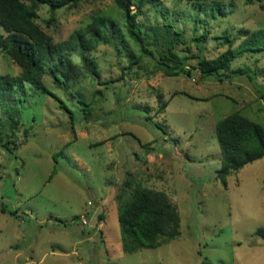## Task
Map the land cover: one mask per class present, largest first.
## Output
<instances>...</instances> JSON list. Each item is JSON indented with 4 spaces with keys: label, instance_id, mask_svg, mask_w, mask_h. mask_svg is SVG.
Masks as SVG:
<instances>
[{
    "label": "rangeland",
    "instance_id": "374dc122",
    "mask_svg": "<svg viewBox=\"0 0 264 264\" xmlns=\"http://www.w3.org/2000/svg\"><path fill=\"white\" fill-rule=\"evenodd\" d=\"M37 12L56 42L105 15L119 28L121 50L101 42L90 52L100 79L84 73L67 88L46 74L51 93L28 86L14 131L0 107L1 143L9 145L0 144V264H264L257 234L264 228V157L229 175L226 186L217 177V122L238 112L264 125V100L252 80H202L192 67L191 76L167 75L158 65L166 43L146 37L145 51L115 0H79L58 9L55 20L46 4ZM138 20L183 30L187 43L176 49L190 48L194 66L198 57L238 47L241 29H264V0H209L203 7L162 0L145 5ZM73 59L84 70L80 54ZM239 67L257 71L250 74L264 88V51L240 53L232 62ZM22 70L0 49V75ZM128 177L168 194L181 216L178 238L123 250L118 195Z\"/></svg>",
    "mask_w": 264,
    "mask_h": 264
},
{
    "label": "trees",
    "instance_id": "16d2710c",
    "mask_svg": "<svg viewBox=\"0 0 264 264\" xmlns=\"http://www.w3.org/2000/svg\"><path fill=\"white\" fill-rule=\"evenodd\" d=\"M78 1L0 0L1 52L11 56L23 69L19 75H0V107L7 116L11 131L19 127L16 115L20 111L19 103L22 96L29 93L28 86L34 91L51 93L44 81L46 74H50L57 84L67 88L78 82L84 73L94 79H100L98 64L90 52L101 42L112 43L121 50L117 37L119 28L105 15L96 16L85 29H78L68 39L59 42L36 22L37 10L41 4L49 6L53 14L51 19L55 20L58 9L76 4ZM115 1L124 12L127 31L145 51H151L145 45L146 37H152L155 41L163 40L166 43V51L160 53L158 65L167 75L184 73L191 76V67L197 70L202 80L215 76L219 81H224L236 75H246L264 100L263 86L258 83L257 77L250 74V71H254L256 76L257 71L248 67L232 68L233 60L240 53L249 50L264 51V29L256 31L241 29L240 32L245 39L238 47L230 46L212 59L198 57L197 64L190 66L188 60L192 57L191 49L186 48V52L176 49V45L187 43L183 30L166 21L161 24H146L138 20V16L144 13L145 5H156L162 0ZM188 1L194 3L196 7H203V3L209 0ZM132 5L136 6L135 10L131 9ZM204 37L205 34L193 36V40L199 43ZM228 41L231 43V39L228 38ZM75 53L80 54L84 70L80 63L74 61ZM60 101L73 120V111L63 100ZM79 101L86 107L85 113L91 114L89 104ZM166 105L164 102L161 107ZM216 134L222 153V165L217 170V177L224 186L227 185L229 175L264 157V125L241 113H231L219 120L216 124ZM1 142L2 138L0 144L9 148L8 144ZM118 199L122 246L125 252L134 253L145 248H155L181 235V216L178 207L166 192L145 187L140 183L133 184L131 177H128L123 183ZM257 234L264 237V228H259Z\"/></svg>",
    "mask_w": 264,
    "mask_h": 264
}]
</instances>
